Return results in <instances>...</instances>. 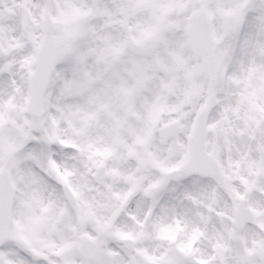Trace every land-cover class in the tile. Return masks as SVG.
<instances>
[{
    "label": "snow or ice",
    "instance_id": "6c2138e0",
    "mask_svg": "<svg viewBox=\"0 0 264 264\" xmlns=\"http://www.w3.org/2000/svg\"><path fill=\"white\" fill-rule=\"evenodd\" d=\"M0 264H264V0H0Z\"/></svg>",
    "mask_w": 264,
    "mask_h": 264
}]
</instances>
